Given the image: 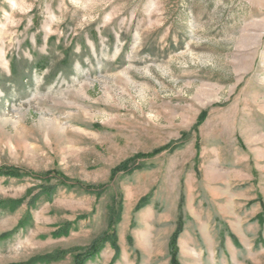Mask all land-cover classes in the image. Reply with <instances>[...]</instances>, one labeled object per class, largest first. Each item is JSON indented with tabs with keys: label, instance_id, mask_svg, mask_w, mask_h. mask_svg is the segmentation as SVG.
Instances as JSON below:
<instances>
[{
	"label": "rangeland",
	"instance_id": "obj_1",
	"mask_svg": "<svg viewBox=\"0 0 264 264\" xmlns=\"http://www.w3.org/2000/svg\"><path fill=\"white\" fill-rule=\"evenodd\" d=\"M3 168L0 264H264V0H0Z\"/></svg>",
	"mask_w": 264,
	"mask_h": 264
},
{
	"label": "trees",
	"instance_id": "obj_2",
	"mask_svg": "<svg viewBox=\"0 0 264 264\" xmlns=\"http://www.w3.org/2000/svg\"><path fill=\"white\" fill-rule=\"evenodd\" d=\"M125 169H126V164H124V165L120 166L119 168H117L115 170V172L122 171V170H125ZM0 175H2V176H11V177H17L18 176L17 173H15V171L9 170V169H6V168L0 169ZM51 191H52V188H47L44 191V193L48 195ZM106 240H107L106 237H102V238H99V239L95 240L85 252H83L82 254L77 255L75 257V260H74L73 264H83L85 261L91 259L99 251V249L101 247H103V244L106 242ZM110 241H111L110 242L111 246L114 249H116L114 240L110 239ZM173 264H176V263L173 262Z\"/></svg>",
	"mask_w": 264,
	"mask_h": 264
}]
</instances>
